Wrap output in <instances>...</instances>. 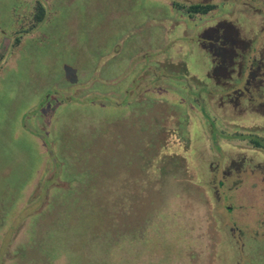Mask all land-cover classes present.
<instances>
[{
    "label": "rangeland",
    "instance_id": "1",
    "mask_svg": "<svg viewBox=\"0 0 264 264\" xmlns=\"http://www.w3.org/2000/svg\"><path fill=\"white\" fill-rule=\"evenodd\" d=\"M196 1L0 0V264H264V147L222 138L264 140V119L224 118L232 90L196 41L225 18L255 56L264 0H207L206 20L172 10ZM193 77L216 93L209 115ZM238 152L253 163L230 173ZM139 201L150 213L132 217Z\"/></svg>",
    "mask_w": 264,
    "mask_h": 264
},
{
    "label": "trees",
    "instance_id": "2",
    "mask_svg": "<svg viewBox=\"0 0 264 264\" xmlns=\"http://www.w3.org/2000/svg\"><path fill=\"white\" fill-rule=\"evenodd\" d=\"M187 7L184 8L185 12L187 11V12H191L193 14H196V13L205 14V13L211 12L212 10H214L216 8L215 5H212V4H210L208 6H200V5L195 4L193 6H189L188 8ZM35 10H36L35 16L33 17L34 21H36V22L42 21V19L44 17L43 7L41 5H38V7H36ZM221 23H223V25L225 26V29L227 30L225 34H228V36H226V39L224 41L226 53H225V57L223 58V61L221 59H219L218 57L210 54L206 49L203 50L198 45V40H201L200 35L197 37L196 41H197V46L200 47L208 55L209 60H210V67H208V69L206 71L207 77H209V80L213 84L216 85L215 89L216 88L218 89V87H223L222 89H228L230 86H227L226 83L230 82L232 80L231 77L234 75V72L239 71V69L241 71L242 70L244 71L245 67H247L249 65L248 63H249V60L251 59L250 53L253 52V48L250 47V45L252 44L251 40H248L247 38L243 37L244 36L242 33L243 31L240 27H238V26L233 27L231 24H229L226 21H221ZM205 27H207V26H205ZM182 35H184V34H182ZM203 40L207 41L205 39H203ZM230 51H231V54H230ZM258 54L253 56V61H252V66L254 67L253 71H254V73L258 74L257 75L258 77L254 76V78L251 79V81H250L251 84H249L247 89L246 90H240V91L233 90L230 92L223 91L221 89L222 92H219V95H218V96H221V98H222V106L220 107L222 114H224V115L227 114V117L229 116L228 118L224 117L225 119H230V121H234L236 119L232 120L231 117L236 116L238 119H241V121L251 122L250 126H253V127H255V125H256V124H253V122L258 121L259 118L264 119V47L258 51ZM230 56L232 58L229 59ZM180 61H182V60H180V59L176 60V62H177L176 66L178 68H180L179 72H177V73L183 72V74H184L186 67H185V64H183ZM163 66H165V65H163ZM232 68L235 69L234 72L231 71ZM154 74H157V72H155ZM260 74H263L262 75V77H263L262 82L260 81V78H259ZM193 80H195V77H193L192 80H190V83L192 84L191 87L185 86V89L188 92V94L190 95V97L194 98V100L199 101L198 104L199 103L203 104L204 99L202 98V94H205L204 92H206L207 94H212V96H215L216 93L214 90L211 92V90L209 91V88L207 90V88H205V86H204V88L201 86V84L204 83L203 80L200 81V80L196 79L198 82L199 81L200 82H199L198 87L195 89L193 87V83H192ZM259 82H261V83H259ZM259 84H261V86ZM221 90L218 89V91H221ZM232 99H235V101H232ZM205 105L203 104L201 106L204 109L203 112L201 111L203 116L205 114H208L206 109H205V107H206ZM230 110H232V111H230ZM228 111L231 113L233 111L234 112L236 111V113L233 115L231 113H225ZM193 115H195V114H193V113L190 114L191 122H192V124L195 125L196 123L200 122L199 121L200 115L199 116L198 115L193 116ZM176 120L177 119H175V121ZM211 122L213 123V120H211ZM234 122H236V121H234ZM173 124L175 125V123H173ZM217 130L215 129V134L219 133ZM211 132H212V129H211ZM159 133L162 137V133L160 131H159ZM163 135L165 136V138L167 140H169L168 135H165V134H163ZM257 136H258V134H256V133L241 131L238 128H236V130L234 131L233 134H228V135L222 134L223 140H225L226 138H228L229 140H235V138H238V139L247 140V142H249L253 146H256V147H262L263 146L264 147V140L257 137ZM213 140H216V139L213 137ZM142 146H143V149H145L144 152L147 153V151H149V140L146 139L145 142L142 144ZM218 147H219V150H221L220 145H218ZM217 151H218V149H217ZM251 161H253V160L250 159L243 152L234 153L233 156H231L229 158L227 170L230 173L239 174L242 172V169H245L246 164L248 163L247 165H249V163ZM258 161H260V159ZM234 163H236V165H234ZM262 164L257 163L256 169L261 170V168H264V165H262ZM263 174H264V171H263ZM103 202L99 201L98 207L101 206V204ZM150 204H151V202H149V203L146 202V204L143 201L135 202L133 204V206L135 207V210L132 211L131 216L132 217L135 216L136 218H140L144 215V213H150L147 209L144 211V209L147 208L148 205H150ZM109 206L111 208V204H109ZM109 206H108V208H109ZM98 212L101 213L100 218L102 220V223H100V224L96 223V225H95L96 231L94 230L96 232V235H97V233L103 234L106 232L105 231L106 230L105 225L107 223V220H106L107 213L103 210L102 207L99 209ZM98 221H99V219H98ZM99 229H100V231H97ZM148 264H151V263H148ZM155 264H157V263H155Z\"/></svg>",
    "mask_w": 264,
    "mask_h": 264
},
{
    "label": "flooded vegetation",
    "instance_id": "3",
    "mask_svg": "<svg viewBox=\"0 0 264 264\" xmlns=\"http://www.w3.org/2000/svg\"><path fill=\"white\" fill-rule=\"evenodd\" d=\"M195 4L200 5V6H208V5H210V2H208L207 0H200V1L192 2V3H188L187 6L189 7V6H193ZM171 6L173 8L172 9L173 11H174V9L176 10V12L180 11V13L182 15L184 14L186 16V18L189 19L190 21L195 19V18L206 20V17L208 18L209 14H210V12L205 13V14H201V13L193 14V13L187 12V11L182 12V11H184L183 9H179L177 6L172 5V4H171ZM257 10H259V9H257ZM213 21H216L214 26L202 28V32L199 34L201 40H198V45L203 50L206 49L210 54L218 57L219 59H221L223 61V58L225 57V53H226L224 41L226 39V36H228V34H225L227 30L225 29V26L223 25V23H221V21H229V20L222 18V19H214ZM174 24H176V27H178L177 26L178 23L175 22ZM206 34H211V36L207 37ZM203 39H206L207 41H204ZM230 54H231V51H230ZM230 58H232V57L230 56L229 59ZM250 58L251 59L249 60V63H248L249 65L247 67H245L244 71L243 70L241 71L240 69H239V71H235L234 68L231 69L232 72H234V71L235 72H234V75L231 77L232 80L230 82H227L226 84L230 86L232 91L233 90H237V91L246 90L247 87L249 86V84H251V82H250L251 79H253L254 76L256 77L258 75L257 73H254V71H253V69H254V67L252 66L253 57H250ZM262 75L263 74H260V77H259L261 82L263 79ZM261 82H259V83H261ZM259 85L261 86V84H259ZM232 101H235V99H232ZM257 137H259V136H257ZM250 163H253V162L251 161ZM256 166H257V164L255 163V165L254 164L252 165V168L256 169ZM237 183L238 182H236L235 184H237Z\"/></svg>",
    "mask_w": 264,
    "mask_h": 264
}]
</instances>
